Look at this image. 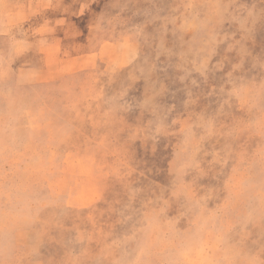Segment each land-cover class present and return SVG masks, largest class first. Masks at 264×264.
I'll use <instances>...</instances> for the list:
<instances>
[{"label": "rangeland", "instance_id": "rangeland-1", "mask_svg": "<svg viewBox=\"0 0 264 264\" xmlns=\"http://www.w3.org/2000/svg\"><path fill=\"white\" fill-rule=\"evenodd\" d=\"M21 10L0 41V264H264V0ZM51 53L74 71L11 87Z\"/></svg>", "mask_w": 264, "mask_h": 264}, {"label": "crops", "instance_id": "crops-1", "mask_svg": "<svg viewBox=\"0 0 264 264\" xmlns=\"http://www.w3.org/2000/svg\"><path fill=\"white\" fill-rule=\"evenodd\" d=\"M9 4L13 7L12 10H7L6 7L2 6L6 4V0H0V41L1 40H5V38H7L8 36H10L11 34H13L14 30H16L19 26H21V22L17 21L18 19H20L26 12L21 10V7H28V9H30L31 13H29V15L27 17L24 18V20H33L34 18H37V10H36V6H37V0H8ZM2 4V5H1ZM36 5V6H35ZM35 11V12H33ZM6 21H11L13 23H11L8 27H5L1 24V22H6ZM11 29V30H10ZM13 31V32H12ZM52 50V49H51ZM1 49H0V57L2 56L1 53ZM50 51V50H49ZM102 51V48L99 47L97 53L100 56ZM22 56V55H21ZM44 67L42 69V71L39 72V74L37 75V77H34L35 74H33L34 72L31 71L28 68H32L30 63L29 65H25L23 66V64H21L18 68V70L14 71V66H12L11 64V68L14 71L13 74V84H11V87H15V86H19L20 83H24V84H28L26 86H37L39 83H43V85L46 84H50L52 82H55L56 80L55 77H57L58 75L62 74V76H64L65 74L70 75L71 71H74V69L68 68L65 64L64 59H60V55L59 54H53L51 53V55H47L44 56ZM15 60H19V56L17 54H15L14 56ZM2 60H0V68H1V72L6 68V66H3L1 63ZM5 61V60H3ZM2 61V62H3ZM90 62L91 60H87V58H85L84 62ZM31 62V61H30ZM35 67V66H33ZM28 73V74H27ZM28 75V77L25 79V76ZM22 79V80H20ZM6 83H9V77L7 76L5 78ZM22 81V82H21ZM6 86V84H5ZM6 88H10V87H6Z\"/></svg>", "mask_w": 264, "mask_h": 264}]
</instances>
